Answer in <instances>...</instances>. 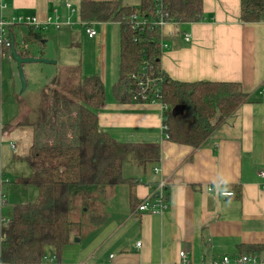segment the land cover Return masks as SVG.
<instances>
[{"label":"crops","instance_id":"1","mask_svg":"<svg viewBox=\"0 0 264 264\" xmlns=\"http://www.w3.org/2000/svg\"><path fill=\"white\" fill-rule=\"evenodd\" d=\"M81 1L4 0L2 14L6 20L30 16L40 22L47 18L59 22V29L48 26L40 30L58 31L57 35H49L57 45L60 40L71 44L72 37L78 36V61L103 62V69H95L94 74L100 76L103 85L106 82L111 98L105 96L96 111L100 129L118 142L157 143L159 158L145 163L139 156L135 161L129 155L124 158L121 174L127 182L117 185L124 186L121 190H111V198H105L111 214L107 219L94 217L96 223L102 224L99 230L94 229L85 244L79 246L74 260L63 263L221 264L222 257L240 255L241 246H264V21L241 22L240 0H202L204 20L167 23L160 29V67L170 80L233 82L248 95V101L201 145L192 147L165 138V107L158 100L120 102L112 96L111 86L116 80L109 62L119 65L120 24L91 22L95 36H81L74 28L78 25L83 29L85 23L78 13ZM119 1L123 6L140 3ZM25 28L28 31L24 25L11 28L20 45L25 44ZM6 120L8 113L0 99V179L8 181V204L10 195L14 199L28 195L29 185L19 187L16 180L30 176L33 170L24 160L32 145L24 149L27 153L18 151L13 132L4 129ZM22 120L18 119L15 125L20 126ZM10 143H14V149ZM125 161L129 165L126 170ZM161 182L165 207L156 214L138 211V205L152 197ZM30 187L33 198L35 188ZM222 191L233 194L222 196ZM21 200L18 204L32 202ZM181 251L186 263L181 262ZM257 254L264 256V250Z\"/></svg>","mask_w":264,"mask_h":264},{"label":"trees","instance_id":"2","mask_svg":"<svg viewBox=\"0 0 264 264\" xmlns=\"http://www.w3.org/2000/svg\"><path fill=\"white\" fill-rule=\"evenodd\" d=\"M202 0H140L138 6H123L116 1L83 0L79 5L82 22H117L120 24L118 79L111 86L112 96L120 102L132 100L141 94L131 74L139 75L143 62L163 78L158 101L165 107L163 134L168 141L198 147L209 134L242 104L248 101L238 83L198 81L191 83L170 80L160 67V30L151 26L159 15L167 23H195L205 19ZM0 8V18L6 20ZM144 19L147 24L135 25ZM239 19L243 23L264 21V0H240ZM11 18H7V21ZM8 26L6 32L15 47V37ZM23 26V25H22ZM28 27L24 42H40L46 27ZM0 52V70L2 64ZM17 51V50H16ZM25 51V49H24ZM17 53L29 57L27 53ZM63 102V108L71 116L66 130L54 133L51 144L31 146L24 160L33 173L16 180L17 184L34 186V201L16 204L11 210L9 222L4 226V239L0 242V259L6 264L39 263L45 248H51L56 258L60 250L71 241L69 205L72 193L83 200L90 198L92 187L106 188L124 184L121 166L124 158L138 153L142 162H154L159 158V144L118 142L98 125L96 111L105 101V89L98 74L83 77L73 100ZM133 101V100H132ZM182 105L180 114L173 115L172 108ZM41 117L37 118L39 121ZM25 124L21 122L19 125ZM56 134V136H55ZM60 136V137H59ZM233 194V192H232ZM7 206V205H6ZM5 206V207H6ZM4 209V208H3ZM242 254H257L261 245L241 246Z\"/></svg>","mask_w":264,"mask_h":264},{"label":"rangeland","instance_id":"3","mask_svg":"<svg viewBox=\"0 0 264 264\" xmlns=\"http://www.w3.org/2000/svg\"><path fill=\"white\" fill-rule=\"evenodd\" d=\"M74 28L75 32H79L81 36L85 34L80 26L76 25ZM25 31L27 32L26 28ZM53 33L57 35L58 31L49 30L46 33L42 32V41L45 42H27L22 45H20L18 35L16 36L17 50L20 53H27L29 57L41 58L47 61L57 60V62H54L55 64L41 61L24 63L22 65V71L27 85L23 91H21L18 68L9 53L10 51L1 53L0 99L4 111L8 113L9 119L6 120L8 125L4 129L7 132H13L12 136L17 141L18 151L22 152V154L27 153L26 151L24 152V149H27L30 145H34L37 148L44 142L51 144L52 140L50 137H53L54 133H60L62 129L66 130L65 139L68 140L70 138L71 132L66 122L70 121L75 113H72L70 118L69 116H63L62 113H68L62 109L63 102L66 101L65 99L70 101L75 98L72 96L76 94L78 83L83 77L93 75L95 69H99V71L103 69V62H93L92 59L85 60V62L78 61V55L80 54V47L76 45V42H79L77 40L78 36L72 37L71 44H69V41L60 40V45L62 44L60 46L52 40V37L49 38V35ZM22 49H25V51ZM117 65L112 66L111 62H109V69L112 70L115 80L118 79ZM2 74L4 77H2ZM104 85L106 99L111 98L108 94L109 90L106 87V82ZM38 117H41L39 121H37ZM21 118L25 124L16 126V121ZM13 128H16V130L13 131ZM130 156L135 161L138 158V153L133 152L129 154ZM124 164V170H126V167L128 169V163L125 161ZM124 172L126 173V171ZM0 181H3L4 185L8 182L7 179H0ZM122 187L124 186L106 188L92 187L88 190L90 198L87 200L81 199L77 195V191L72 193L73 195L69 205V217L74 223L71 226V241L60 250L56 261L63 263L75 259L79 253V246L81 244L84 245L93 230H99L102 225L98 224L99 222L96 223L94 217L100 216L107 219L109 214H111L110 206L105 198L112 197L110 193L113 191L111 190L115 188L121 190L120 188ZM26 189L28 195L25 198L21 197V199L34 201V198L37 196V189L35 188V197L33 198H31L33 187L26 186ZM21 199H14L10 195L7 206L1 210L2 215L9 220L13 206L16 205L15 203L18 204V202H21ZM3 229L4 226L1 229L4 234ZM76 239H80V241L77 242ZM45 255H54L53 250L51 248H45ZM54 256L56 257V255Z\"/></svg>","mask_w":264,"mask_h":264},{"label":"built area","instance_id":"4","mask_svg":"<svg viewBox=\"0 0 264 264\" xmlns=\"http://www.w3.org/2000/svg\"><path fill=\"white\" fill-rule=\"evenodd\" d=\"M3 0H0V8L3 7ZM69 6V5H67ZM131 19L135 20V25H144L147 22L144 19L136 20V16H132ZM29 25L33 26L35 29L40 27L52 26L55 29H59L61 24L57 21H52L50 18L40 22L36 17L30 16H20L17 18H12L11 20H3L0 18V52L3 50H10L12 47V40L9 38L8 33L6 32V28L12 25ZM151 26H157L159 30L167 24L166 21L159 15V19L157 21L151 22ZM83 29L85 34L88 37H94L96 34L95 29L91 22L83 23ZM185 40H188V35L184 36ZM161 48V44H160ZM130 78L135 81L136 88L139 90V94H141L142 98L141 101L151 102L157 101L159 99L160 93V86L164 81L162 77L157 76L154 71L151 69L150 64L147 62H143L140 74L135 75L131 74ZM156 99V100H155ZM132 100H137V96H132ZM164 130V126H163ZM11 149H14V143H10ZM261 176H264V173H261ZM163 183L161 182L157 186V191L153 193V196L150 197L148 200H144L141 204L138 205L137 210L140 212H150L153 214L160 213L161 210L165 207L163 203L162 197V190ZM207 190H211V188H207ZM222 196H231L232 192L230 191H222L220 192ZM7 205V195L5 192V185L3 181H0V242L4 239V234L2 233L1 229L3 226H6L8 223V218L2 215L1 210L5 208ZM140 244L137 243V246ZM179 257L182 263H186L185 260V253L184 251L179 252ZM221 264H264V256H260L258 254H242L237 255L235 257H222L220 260ZM0 264H5L0 259ZM36 264H75V263H61L56 261V257L54 255H45L43 256L42 260Z\"/></svg>","mask_w":264,"mask_h":264},{"label":"water","instance_id":"5","mask_svg":"<svg viewBox=\"0 0 264 264\" xmlns=\"http://www.w3.org/2000/svg\"><path fill=\"white\" fill-rule=\"evenodd\" d=\"M11 52V56L13 58V60L16 62L17 68H18V76L21 82V91H23L26 87V80H25V76L24 73L22 71V65L24 63H33V62H46V63H54V61H47V60H42L41 58H32V57H21L19 54H17V52L15 51L14 46L11 47L10 49ZM183 110V106L182 105H178L175 106L174 108H172V114L176 115V114H180ZM77 241V239H76Z\"/></svg>","mask_w":264,"mask_h":264}]
</instances>
